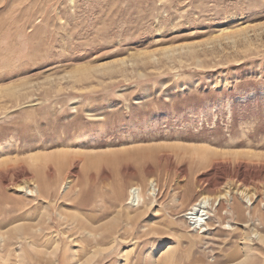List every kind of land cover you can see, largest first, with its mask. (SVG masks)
Returning <instances> with one entry per match:
<instances>
[{
	"label": "rangeland",
	"instance_id": "1",
	"mask_svg": "<svg viewBox=\"0 0 264 264\" xmlns=\"http://www.w3.org/2000/svg\"><path fill=\"white\" fill-rule=\"evenodd\" d=\"M263 190L264 0H0V264H264Z\"/></svg>",
	"mask_w": 264,
	"mask_h": 264
},
{
	"label": "bare ground",
	"instance_id": "2",
	"mask_svg": "<svg viewBox=\"0 0 264 264\" xmlns=\"http://www.w3.org/2000/svg\"><path fill=\"white\" fill-rule=\"evenodd\" d=\"M153 183H154V181L151 180L150 184L152 186H153ZM29 184H28V181H26L22 184H18L17 187L19 188V190H24V191L29 192V193L35 192V189L32 190L29 188L30 187ZM222 190H223V193H219L214 198V201L212 203L213 205H214V203L217 202V206H218L220 204L221 200H224V199H227L226 200L227 202H231L233 200L232 195H235L237 198L236 200H240L243 203L244 202L247 203L246 206H249V207L251 206L250 208L254 207V203L256 202V195H255L254 191L251 192L250 189L248 187H246V185L244 186V185L240 184L238 186V188L236 187L233 191H231L230 186L228 184H225L222 186ZM130 193L132 194V197L133 196L137 197V194H138L137 187H133L130 190ZM263 195H264V190H263ZM211 200H213L212 197L207 196V195H202L194 203H192V205L190 206L188 211L185 213L186 218L189 219L190 224L193 226V228L196 231L201 230L203 232L205 230V227L207 226V219L209 218V212H210V211H208V208L213 207V205L210 204ZM234 208H236V207H234ZM234 208L230 207L229 209L231 212L232 211L234 212L235 211ZM214 210H216V209L214 208ZM246 213H247V216L250 215L249 210ZM254 235H256L257 237L260 238L258 233H254ZM246 236H248V235H245V237ZM249 237H250V235H249Z\"/></svg>",
	"mask_w": 264,
	"mask_h": 264
}]
</instances>
